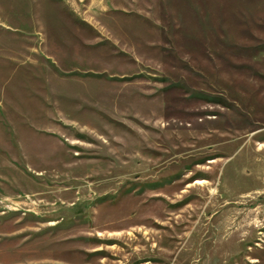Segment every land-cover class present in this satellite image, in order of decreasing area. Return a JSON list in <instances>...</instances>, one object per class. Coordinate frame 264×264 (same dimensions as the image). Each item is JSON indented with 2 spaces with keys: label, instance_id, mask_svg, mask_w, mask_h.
<instances>
[{
  "label": "rangeland",
  "instance_id": "1",
  "mask_svg": "<svg viewBox=\"0 0 264 264\" xmlns=\"http://www.w3.org/2000/svg\"><path fill=\"white\" fill-rule=\"evenodd\" d=\"M0 264H264V0H0Z\"/></svg>",
  "mask_w": 264,
  "mask_h": 264
}]
</instances>
